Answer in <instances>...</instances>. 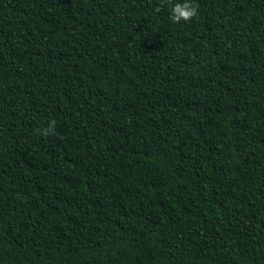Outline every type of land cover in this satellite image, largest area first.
<instances>
[{"label":"trees","instance_id":"trees-1","mask_svg":"<svg viewBox=\"0 0 264 264\" xmlns=\"http://www.w3.org/2000/svg\"><path fill=\"white\" fill-rule=\"evenodd\" d=\"M0 0V264H264V0Z\"/></svg>","mask_w":264,"mask_h":264},{"label":"clouds","instance_id":"clouds-1","mask_svg":"<svg viewBox=\"0 0 264 264\" xmlns=\"http://www.w3.org/2000/svg\"><path fill=\"white\" fill-rule=\"evenodd\" d=\"M198 15V7L194 0H175L169 9V19L176 24L187 22Z\"/></svg>","mask_w":264,"mask_h":264}]
</instances>
